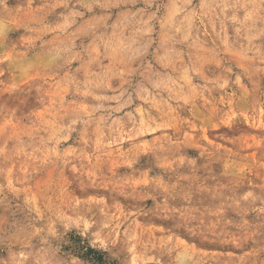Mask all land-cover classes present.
<instances>
[{
    "label": "rangeland",
    "instance_id": "rangeland-1",
    "mask_svg": "<svg viewBox=\"0 0 264 264\" xmlns=\"http://www.w3.org/2000/svg\"><path fill=\"white\" fill-rule=\"evenodd\" d=\"M88 246L264 264V0H0V264Z\"/></svg>",
    "mask_w": 264,
    "mask_h": 264
},
{
    "label": "trees",
    "instance_id": "trees-1",
    "mask_svg": "<svg viewBox=\"0 0 264 264\" xmlns=\"http://www.w3.org/2000/svg\"><path fill=\"white\" fill-rule=\"evenodd\" d=\"M91 252L97 253L98 257L97 258H92V257L90 258L89 257L90 259H88V258H85V259H88L89 261H93V262H95V264H109V262L107 260L103 259V255H104L103 252L88 246L87 247V253H91Z\"/></svg>",
    "mask_w": 264,
    "mask_h": 264
}]
</instances>
